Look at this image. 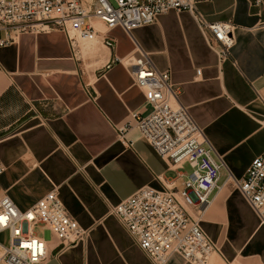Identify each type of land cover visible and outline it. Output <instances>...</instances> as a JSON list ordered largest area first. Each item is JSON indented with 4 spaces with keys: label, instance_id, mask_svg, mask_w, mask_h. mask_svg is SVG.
<instances>
[{
    "label": "crops",
    "instance_id": "obj_1",
    "mask_svg": "<svg viewBox=\"0 0 264 264\" xmlns=\"http://www.w3.org/2000/svg\"><path fill=\"white\" fill-rule=\"evenodd\" d=\"M195 9L208 24L234 27L229 60L220 62L194 14L175 11L132 35L99 25L95 46L78 59L56 28L0 47V197L25 212L56 191L87 233L64 249L47 233L46 264H154L112 213L138 190L162 191L176 178L135 128L125 136L132 147L118 139V129L134 125L132 114L150 109L123 62L138 47L170 73L180 103L226 165L201 214L217 248L210 264H264V227L226 182L228 173L242 179L264 154V0H195ZM166 264L189 263L173 255Z\"/></svg>",
    "mask_w": 264,
    "mask_h": 264
},
{
    "label": "built area",
    "instance_id": "obj_2",
    "mask_svg": "<svg viewBox=\"0 0 264 264\" xmlns=\"http://www.w3.org/2000/svg\"><path fill=\"white\" fill-rule=\"evenodd\" d=\"M170 11L194 14L220 62L230 59L234 27L208 24L196 12L195 0H0V34H4L0 47L10 45L21 34L56 28L65 34L78 59L87 44L97 41L99 25L105 31L121 28L132 35ZM123 62L150 109L146 115L132 114L134 125L118 129V139L132 147L133 142H127L125 136L135 128L157 156L174 168L176 178L166 181L162 191L138 190L112 213L154 264H166L173 255L189 264H210L217 248L202 229L201 214L219 190L226 165L180 103L170 73L158 71L150 55L139 47ZM3 173L0 161V176ZM226 182L241 193L264 227V154L252 162L242 179L228 173ZM36 229L49 233L62 249L87 239L86 231L70 216L56 191L25 212L8 196H1L0 233H8V243L0 244V264H46L47 243L35 234Z\"/></svg>",
    "mask_w": 264,
    "mask_h": 264
},
{
    "label": "rangeland",
    "instance_id": "obj_3",
    "mask_svg": "<svg viewBox=\"0 0 264 264\" xmlns=\"http://www.w3.org/2000/svg\"><path fill=\"white\" fill-rule=\"evenodd\" d=\"M95 46V43L93 44H87L85 48L90 49L91 47ZM84 50V48H83ZM85 53V52H84ZM35 234L39 237H45L48 238V234L46 232L41 231L40 229L35 230Z\"/></svg>",
    "mask_w": 264,
    "mask_h": 264
}]
</instances>
